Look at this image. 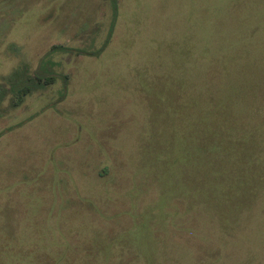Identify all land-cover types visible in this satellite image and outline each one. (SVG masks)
I'll list each match as a JSON object with an SVG mask.
<instances>
[{"label":"rangeland","instance_id":"rangeland-1","mask_svg":"<svg viewBox=\"0 0 264 264\" xmlns=\"http://www.w3.org/2000/svg\"><path fill=\"white\" fill-rule=\"evenodd\" d=\"M0 264H264V0H0Z\"/></svg>","mask_w":264,"mask_h":264},{"label":"trees","instance_id":"trees-1","mask_svg":"<svg viewBox=\"0 0 264 264\" xmlns=\"http://www.w3.org/2000/svg\"><path fill=\"white\" fill-rule=\"evenodd\" d=\"M111 5L112 8L114 10L115 8V0H111ZM61 47V45L59 44H54L52 45V47ZM51 75H44V74H37L35 73L33 75L32 78H28L26 77L25 79L19 80L18 83H16L14 85V87L12 89H14V92L18 95V96H22L24 93H26L29 89H31V87H34L38 84H41L43 82H47L51 79Z\"/></svg>","mask_w":264,"mask_h":264}]
</instances>
